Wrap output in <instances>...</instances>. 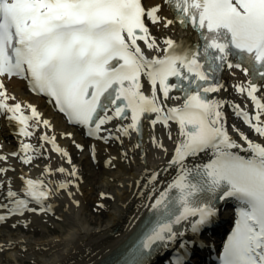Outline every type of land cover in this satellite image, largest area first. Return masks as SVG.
Returning <instances> with one entry per match:
<instances>
[{"label": "snow or ice", "instance_id": "1", "mask_svg": "<svg viewBox=\"0 0 264 264\" xmlns=\"http://www.w3.org/2000/svg\"><path fill=\"white\" fill-rule=\"evenodd\" d=\"M163 4L173 19L160 15L161 4L146 6L143 0H0V115L15 121L18 134L25 138L40 126L51 129L34 105L8 93L4 79L19 78L31 92L47 97L69 123L105 142L133 132L139 136L144 119L153 129L157 124L165 129L175 125L169 167L177 174L154 198L150 208L156 221L124 264H144L154 244L182 237L174 225L187 221L197 233L215 216L217 199H234L239 205L219 264H264V142L253 141L233 125L246 147L238 144L223 112L230 102L209 97L227 91L220 78L225 69L232 75L236 70L243 73L246 81L233 87L247 95L254 110L231 106L264 141V0H163ZM149 23L165 29L175 23L185 29L190 25L198 42L158 40ZM113 121L118 122L116 137L105 127ZM168 139H173L171 131ZM39 140L40 147L21 142L22 163L30 164L41 155L43 142L68 157L55 136L43 134ZM152 144L167 151L155 136ZM202 154L207 161L196 163ZM2 160L6 157L0 155ZM7 171L0 168V173ZM55 171L66 172L63 167ZM44 174L51 175L52 169L45 167ZM68 175H77L75 167ZM156 178L153 174L152 180ZM22 179V196L9 183L4 197L8 202L0 203L6 210L0 222L37 211L29 207L32 202L39 205V212L51 211L44 202L53 190L42 180ZM69 183H59L56 191L67 189ZM172 264H185L184 257Z\"/></svg>", "mask_w": 264, "mask_h": 264}, {"label": "bare ground", "instance_id": "2", "mask_svg": "<svg viewBox=\"0 0 264 264\" xmlns=\"http://www.w3.org/2000/svg\"><path fill=\"white\" fill-rule=\"evenodd\" d=\"M159 1L161 0H146L149 4H154ZM164 13V6H162V14ZM150 31L158 40L164 37L180 38L182 34V30L178 29L175 25L167 29L160 25H152ZM225 72L221 81H224L223 84L227 91L213 93L212 98L230 102L226 103L223 108L227 127H231L237 123L244 124L243 120L237 117L235 113L231 115L232 119H230L226 112L233 111L232 104L239 105L241 109H246L250 113L253 112L254 109L251 100L246 94L242 95L237 93L233 87L234 84L245 82L246 78L238 70H236L235 75L230 74L227 70ZM9 86L13 90L16 99L20 102L27 103L31 100L37 104L38 111L42 114V117L50 121L51 129L40 126L35 130L31 138H25L18 134L19 126L15 121L0 119V144L2 145L0 150L3 152V156L6 157V160L0 163L1 168L12 160L8 154L10 151L17 150L20 152L19 145H21L22 141L27 142L32 140L30 144L35 147H40L42 142L36 139L40 133V135L47 134L48 136H55L57 146L66 150L68 157H62L60 154L53 152L52 145L46 142H43L42 154L37 156L30 164L21 162L19 157L24 154L16 156L14 160L19 161L21 165V168H18L19 174L11 172V167H8L6 173H0L5 178L4 182L7 190L10 183L12 190L16 191V189L22 187V178H30L33 173L40 171L44 167L43 165L47 164L52 169V174L48 175L50 176L49 183L55 185L52 187L55 190L49 197V203L55 208L59 207V216L65 219L66 215H72V210L77 209V205L73 201H77L83 210H87L86 203H84L85 189L81 186V177L75 178L74 183L69 185L67 189L56 191L59 183H66L67 180H70V175H68L70 170L68 169L72 170L74 167L69 168L70 164L76 162L75 156L77 154L81 155L87 146L89 151L88 154L85 153V158L89 161L88 158L93 156V159H97V162H99V157H101L102 160L99 163L100 172L107 175L103 178L99 177L100 186L97 190L95 189L92 200L94 203H106L107 211L104 214L105 222L103 225L102 223L100 225L93 224L92 222L94 220L92 221L86 218L76 217L77 215H72L73 220L67 226L64 236L54 241V243L46 244V248L43 247L44 244L31 241L30 239L32 238L29 239L27 233L20 229L16 233L13 231L2 233L5 229L3 227L6 224L1 223L0 260H4V264H16L15 261L17 259L22 264H25L27 258L33 255V259L38 264H101L107 258L112 259V256L123 248V244L132 236L138 224L151 209L150 205L154 202V198L159 195L160 191L164 190L177 174L175 167H171L167 171L163 170L168 166L174 152V141L178 131L177 127L172 125L170 129H153L148 119H145L141 141H139L138 135L133 132L128 136H120L121 141L117 145L115 140H107L105 142L103 139L86 137L83 130L67 124L62 116L53 112L47 100L28 93L22 81L12 79L9 82ZM169 103L175 104L177 102L170 101ZM152 118H155L154 115ZM117 123V121H113L106 127L111 129L112 133L119 136L115 132ZM120 123L127 124L129 121H122ZM169 131L172 133V140L168 139ZM68 133L71 134L66 135ZM243 133L253 141L264 142L250 129ZM102 134L105 135L108 133L103 132ZM153 136L164 144L165 149H167L166 152L163 149L153 146ZM231 136L238 144L246 147L243 141L239 139V136ZM256 137L258 140L255 139ZM83 140H87L89 144L87 145ZM80 143L83 144L81 151L76 149V145ZM16 144L17 146L15 147ZM102 145H105L103 147L106 150L99 155V146ZM120 153H126L124 155L126 159L120 160ZM240 154L248 155L245 152H240ZM69 158L71 159V163L67 162ZM107 158L111 160L110 164L107 162ZM204 159L205 156L202 155L201 159L196 160V163H200ZM35 160H37L36 163L34 162ZM188 162L192 163L191 160ZM112 165L113 170H111ZM60 167H63L66 172L62 174L55 171ZM103 169L108 170V172H103ZM153 174H156V180H152ZM17 193L22 196L21 191ZM103 193L111 194L112 196L110 199L107 197L102 198ZM58 197H61L60 199L63 205L58 203ZM0 201H3L2 203L8 202L5 198L0 199ZM29 206H32V204L30 203ZM34 208L37 211L31 213L26 211L22 216H19L20 214L9 216V221L12 223L18 219L23 221L20 227H31L33 224L32 221H36L42 216L46 217L44 212H39V208L36 206ZM4 211L6 210L0 209V214H3ZM51 217L54 218V215H51ZM52 218L49 220H53ZM51 230H56V228ZM221 241L223 242V240ZM172 246V242H170L168 247ZM151 264H162V257L154 260Z\"/></svg>", "mask_w": 264, "mask_h": 264}, {"label": "rangeland", "instance_id": "3", "mask_svg": "<svg viewBox=\"0 0 264 264\" xmlns=\"http://www.w3.org/2000/svg\"><path fill=\"white\" fill-rule=\"evenodd\" d=\"M83 157L81 156V160L78 159L79 162H81L82 167H83V172L82 173L83 177V188L85 189V196H84V203H86L87 210H83L82 207H77L76 210H72V215H77L76 217L79 218H86L88 220H94L92 223L93 224H98L100 225L105 222V217L104 214L107 211V208H104V210L100 211V213H94L93 210L91 209L92 205V196L94 195L93 193L95 192V189L100 186V181L99 177H105L104 173L100 172V168L98 167V164H90L86 162V159H82ZM103 172L106 173L105 170ZM74 213V214H73ZM71 214L66 215L65 219H59L56 220L54 218L53 220H47L46 222H43L44 224H41L39 222L33 223L32 227H29L28 229L24 230V232H28V237L31 241H37V242H45V241H52L55 239L62 238L64 236V233L66 231V228L69 224H71V221L73 220V216ZM5 229L2 231V233H6L9 230L8 227H4ZM56 230H51V229ZM38 229L40 230V233L38 232ZM58 229V230H57ZM62 229V230H61ZM35 230L37 232L35 233ZM17 232V231H13ZM1 233V234H2ZM16 264H22L20 260L15 261ZM0 264H4V260H0ZM25 264H38L36 263L33 259H28L26 260Z\"/></svg>", "mask_w": 264, "mask_h": 264}]
</instances>
